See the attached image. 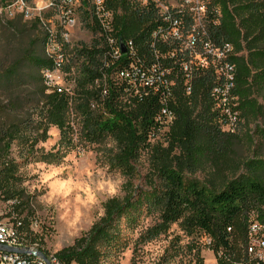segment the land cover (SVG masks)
I'll use <instances>...</instances> for the list:
<instances>
[{
  "label": "trees",
  "instance_id": "obj_1",
  "mask_svg": "<svg viewBox=\"0 0 264 264\" xmlns=\"http://www.w3.org/2000/svg\"><path fill=\"white\" fill-rule=\"evenodd\" d=\"M94 1L80 0L75 12L92 33L91 44L71 45L59 24L52 32L39 18L17 15L2 21L5 31L24 22L36 30L42 49L28 52L24 61L38 70L42 90L26 109L14 102L0 105V115L15 116L0 125V199L13 203L15 211L29 204L12 148L24 143L28 156L36 158V147L48 140L51 127L61 132L63 142L70 141L73 110L87 142L109 138L116 143L110 164L124 175H134L142 152L151 151L156 160L149 190L106 203L105 216L89 232L52 256L58 264H104L120 246L121 222L134 225L147 214L159 219L152 236L178 225L192 240L206 239L217 264H264V251L259 255L255 245L264 240V158L255 154L240 163L236 153L245 126L264 119V0H207L201 28L182 16L181 32L197 35L195 51L167 35L172 26L151 1L102 0L100 7ZM7 2L0 0L4 8ZM61 11L55 8L45 21ZM207 46L224 55L209 54ZM19 66L0 70V91H19ZM56 70L73 90L49 85L44 72ZM254 134L264 140V127ZM159 137L167 148L154 143ZM42 158L61 159L59 153ZM201 170L204 180L187 175ZM13 223L21 224L25 246L39 244L28 217ZM255 225L261 226L257 233ZM196 249H191L196 264H204ZM38 250L50 256L40 244Z\"/></svg>",
  "mask_w": 264,
  "mask_h": 264
},
{
  "label": "rangeland",
  "instance_id": "obj_2",
  "mask_svg": "<svg viewBox=\"0 0 264 264\" xmlns=\"http://www.w3.org/2000/svg\"><path fill=\"white\" fill-rule=\"evenodd\" d=\"M37 3L46 5L48 1L38 0ZM3 19L13 18L0 4V70L20 63L21 87L19 91L8 94L0 91V105L14 102L26 109L36 103L42 83L38 70L24 58L28 52L40 51L42 47L30 23L24 22L26 26L5 31L2 28ZM63 29L64 39L71 45L91 44L94 39L77 18L66 22ZM52 79L54 85L73 90V84L67 83L62 74L55 72ZM14 117L10 113L0 115V125L12 122ZM33 119L37 121V115H33ZM69 120L70 141L63 142L61 132L51 127L48 140L36 147V158L28 156L24 143L14 144L11 156L19 164L23 188L30 197L29 204L15 211L13 203L0 199V220L13 223L15 218L28 217L33 235L38 236L39 244L49 257L72 246L89 232L105 216L106 203L113 199L122 202L129 193L149 190L154 178L156 159L151 156V151L142 152L139 160L133 164L134 175L126 176L110 164L111 157L117 151L112 139L91 144L84 137L81 118L73 110ZM231 120L234 122V119ZM256 127H264V119H256L248 127L245 126L236 147L240 163L253 158L255 154L264 158V140L254 134ZM245 133L253 139L248 140ZM153 141L164 148L168 147V143L160 137ZM52 153H59L61 159L43 160V155ZM187 175L204 180L206 171ZM158 222L154 214L143 215L134 225L122 221L120 246L111 252L104 264H196L192 247L200 249L204 264H217L214 253L206 249L208 241L204 238L192 240L178 225H173L167 233L152 236L150 231ZM39 244L34 245L36 249Z\"/></svg>",
  "mask_w": 264,
  "mask_h": 264
},
{
  "label": "built area",
  "instance_id": "obj_3",
  "mask_svg": "<svg viewBox=\"0 0 264 264\" xmlns=\"http://www.w3.org/2000/svg\"><path fill=\"white\" fill-rule=\"evenodd\" d=\"M38 0H8L5 10L8 12L10 18H14L17 15H22L25 20H35L40 19L42 22H46L51 26L52 32H55L57 24L62 28L61 36L63 35L64 24L72 19H79L75 13L78 7L80 6V0H62V4H58L59 0H47L46 5H40L37 3ZM151 1L155 4L159 14L166 23L171 24V29L168 31L167 35L176 37L178 39H183L184 46L189 50L197 49V35L194 32L184 35L180 28V18L182 16H188L194 19L195 28H201L202 24L205 21V18L208 14V3L207 0H146ZM94 4L96 7L102 5V0H95ZM55 8H60L62 11L54 16V18H49L45 21L46 15L50 14ZM80 22V20H79ZM81 23V22H80ZM155 37L159 36L158 33L154 34ZM231 48L227 47L226 51H230ZM206 51L209 54L217 55L222 57L224 52L221 50L212 51L210 47H206ZM51 54H56L55 49H50ZM195 59L201 60V56L196 54ZM55 72H59L56 70ZM55 72L45 71L44 75L48 79L49 85L53 84L52 75ZM226 103L224 99L222 101ZM234 119V117H231ZM21 224L15 225L7 220H0V244L10 247V248H29L35 251V255H21L18 253L0 251V264H48L40 256H38V247L35 246H25L21 240V235L19 233V227ZM261 230V226L255 225L253 231L257 233ZM259 248L258 254L261 255L264 251V240L261 239L255 244ZM253 248L250 249V252H253ZM50 264H58L53 257H47Z\"/></svg>",
  "mask_w": 264,
  "mask_h": 264
},
{
  "label": "water",
  "instance_id": "obj_4",
  "mask_svg": "<svg viewBox=\"0 0 264 264\" xmlns=\"http://www.w3.org/2000/svg\"><path fill=\"white\" fill-rule=\"evenodd\" d=\"M0 251H5V252H12V253H18V254H21V255H35V251L29 249V248H23V249H20V248H10V247H7V246H4V245H1L0 244ZM38 256H40L44 261H46L48 264H50L47 256L41 252H38L37 253Z\"/></svg>",
  "mask_w": 264,
  "mask_h": 264
}]
</instances>
